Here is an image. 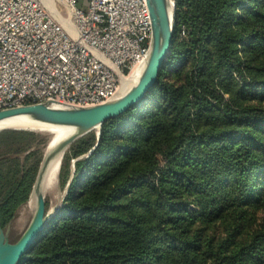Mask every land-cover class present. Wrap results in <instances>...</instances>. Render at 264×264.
Masks as SVG:
<instances>
[{"label":"trees","instance_id":"trees-1","mask_svg":"<svg viewBox=\"0 0 264 264\" xmlns=\"http://www.w3.org/2000/svg\"><path fill=\"white\" fill-rule=\"evenodd\" d=\"M40 139L0 132L1 230L30 199ZM66 157L64 205L19 264H264V0H178L146 99Z\"/></svg>","mask_w":264,"mask_h":264},{"label":"built area","instance_id":"built-area-1","mask_svg":"<svg viewBox=\"0 0 264 264\" xmlns=\"http://www.w3.org/2000/svg\"><path fill=\"white\" fill-rule=\"evenodd\" d=\"M57 1L60 17L43 0H0V112L102 105L120 97L122 79L146 64V0ZM177 1L168 0L174 11Z\"/></svg>","mask_w":264,"mask_h":264},{"label":"water","instance_id":"water-1","mask_svg":"<svg viewBox=\"0 0 264 264\" xmlns=\"http://www.w3.org/2000/svg\"><path fill=\"white\" fill-rule=\"evenodd\" d=\"M146 3L151 20L149 56L139 80L122 97L88 108H58L48 104H37L0 112V132L36 130L34 123L37 122L73 129L70 135L48 149L40 165L31 193V196L37 197L36 209L24 234L16 243L10 244L3 239L0 229V264H19L57 213L55 209L53 214H47L46 201L42 196L44 178L51 162L59 154L64 155L78 138L95 129H98L99 140L101 127L105 122L121 116L143 102L155 86L173 44L175 11L172 9L170 12L168 0H146Z\"/></svg>","mask_w":264,"mask_h":264},{"label":"rangeland","instance_id":"rangeland-1","mask_svg":"<svg viewBox=\"0 0 264 264\" xmlns=\"http://www.w3.org/2000/svg\"><path fill=\"white\" fill-rule=\"evenodd\" d=\"M52 2L56 6L57 10L59 9L60 12L63 13L64 8L59 2L57 0H52ZM45 4H46V6H48L47 3H45ZM48 7L50 8V6H48ZM51 11L54 13V11L52 9H51ZM59 15L60 14L58 12V14L56 16L60 17ZM61 15H63V17H66V14H61ZM123 88H124V86H122L121 91H123ZM26 131L34 132V133L40 134L42 136L43 135L49 136V138H50L49 142H48L47 146H45L44 148H43V143H42L43 141H41V139H40L39 149H40V152L42 154V161H43V159H44V157H45V155L49 149L52 137H53L52 133H49L46 131H40V130H26ZM88 134H94L95 136H97L98 129H95V130L87 133L86 135H88ZM86 135H84V136H86ZM84 136H82V137H84ZM82 137H80V138H82ZM80 138H78V139H80ZM70 146H69V148H70ZM68 149L65 151L63 159H62V163H61V167H60V171H59V175H58L57 185L52 192L45 195V201H46V205H47V213L48 214L52 211L54 212L55 209H57V212H58L59 209L63 207L64 201H65L67 194H68V191L70 189V184H71L72 179L74 177L73 159L71 157H69V159H67V157L65 158V156L67 155ZM28 202L26 204L22 205L17 210L14 218L2 230L3 239L10 244L16 243L21 238V236L24 234V232L28 228V226H29V224L33 218L34 214L28 208ZM258 217L260 218V220L264 219V211L260 212L258 214Z\"/></svg>","mask_w":264,"mask_h":264},{"label":"bare ground","instance_id":"bare-ground-1","mask_svg":"<svg viewBox=\"0 0 264 264\" xmlns=\"http://www.w3.org/2000/svg\"><path fill=\"white\" fill-rule=\"evenodd\" d=\"M43 1L44 3H47L48 6H50V8L54 11L55 15L58 14V10L56 6L54 5V3L52 2V0H43ZM170 12H172V8H170ZM61 21L65 26L68 23L67 19H61ZM144 67H145V63H143L141 66L133 70L128 77L122 79L121 86H124V88L120 94V97H122L139 80L144 70ZM58 108H61V107H58ZM16 121H24V120H16ZM34 126L36 127V130L52 133L53 137L50 142L49 148L53 147L55 144H57L58 142H60L62 139L66 138L68 135H70L73 132V129L70 127L52 126V125H47V124L38 123V122L34 123ZM63 156H64L63 154H59L49 165V168L46 172L43 186H42V196L44 198H45V195L52 192L57 185L58 175H59ZM36 198L37 197L35 195H32L28 202V208L32 211L33 214L36 209V201H37ZM51 214H53V211L49 213V215Z\"/></svg>","mask_w":264,"mask_h":264}]
</instances>
